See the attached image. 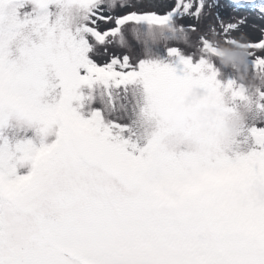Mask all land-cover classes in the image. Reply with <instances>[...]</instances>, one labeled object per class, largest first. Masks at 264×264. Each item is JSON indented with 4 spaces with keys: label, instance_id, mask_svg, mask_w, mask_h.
<instances>
[{
    "label": "rangeland",
    "instance_id": "rangeland-1",
    "mask_svg": "<svg viewBox=\"0 0 264 264\" xmlns=\"http://www.w3.org/2000/svg\"><path fill=\"white\" fill-rule=\"evenodd\" d=\"M0 0V264H264V2Z\"/></svg>",
    "mask_w": 264,
    "mask_h": 264
},
{
    "label": "trees",
    "instance_id": "trees-1",
    "mask_svg": "<svg viewBox=\"0 0 264 264\" xmlns=\"http://www.w3.org/2000/svg\"><path fill=\"white\" fill-rule=\"evenodd\" d=\"M264 2V0H253L252 2H249V4H251V6H254V5H258L260 3Z\"/></svg>",
    "mask_w": 264,
    "mask_h": 264
}]
</instances>
